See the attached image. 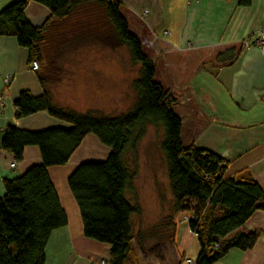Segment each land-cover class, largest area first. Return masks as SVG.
Listing matches in <instances>:
<instances>
[{
	"label": "trees",
	"instance_id": "trees-1",
	"mask_svg": "<svg viewBox=\"0 0 264 264\" xmlns=\"http://www.w3.org/2000/svg\"><path fill=\"white\" fill-rule=\"evenodd\" d=\"M31 1L47 6L51 12L40 26H34L26 17ZM237 3L249 6L252 0ZM122 7L120 0H15L0 12V35L14 36L28 50L29 63L38 61L42 66L37 73L44 92L35 96L22 91L15 101L16 116L47 111L70 124L68 128L41 131L6 128L3 150L21 161L25 147L37 145L42 163L17 178L4 180L6 192L0 198V264H46L51 233L69 222L48 169L66 164L90 133L112 151L104 161L79 164L68 178L79 205L84 234L111 245L110 264H139L132 217L141 214L142 208L126 196L133 188L137 169L131 167L125 155L132 152L137 163L138 145L150 124L165 129L161 148L173 195L174 213L168 222L171 240L176 230L174 214L184 212L191 213L188 223L201 246L196 264H213L232 248L251 249L262 234L260 230L247 231L244 225L255 212L264 211V186L246 171L229 176V162L214 151L195 144L184 145L182 118L175 112L179 98L156 80L157 62L145 53ZM56 29L61 31L54 36ZM54 40L63 50L125 46L132 62L140 66L132 81L137 95L134 104L118 115L56 105L47 88L44 66ZM243 49V45L228 48L217 55V60L222 65L232 64Z\"/></svg>",
	"mask_w": 264,
	"mask_h": 264
},
{
	"label": "crops",
	"instance_id": "crops-1",
	"mask_svg": "<svg viewBox=\"0 0 264 264\" xmlns=\"http://www.w3.org/2000/svg\"><path fill=\"white\" fill-rule=\"evenodd\" d=\"M14 1L0 0V12ZM120 1L131 31L141 39L145 53L157 62L156 80L179 98L175 112L182 118L184 145L214 151L229 162V176L246 171L264 186V54L258 47L243 46L234 63L222 65L217 60L219 53L242 46L243 40L264 30V0H252L249 6L238 5L237 0ZM25 14L34 26H40L51 12L47 6L31 1ZM165 31L168 34L164 37ZM82 63L80 69L69 68L72 74L60 83L55 104L80 112L94 109L103 115L121 114V108L111 110L106 105L105 65ZM113 70L122 77L120 64H114ZM72 83L78 84L79 92ZM25 90L39 96L45 88L37 71L30 67L28 50L14 36L0 35V198L6 192L5 179L17 178L42 163L37 145L26 146L21 161L3 150L6 128L41 131L70 127L47 111L18 118L15 101ZM114 103L112 107L117 106ZM111 151L90 133L66 164L49 167L69 222L51 233L46 264H110L111 245L84 234L68 178L79 164L104 161ZM13 162L15 167L11 166ZM188 216L191 213L174 214L175 237L165 247L170 256L168 264H189L186 258L196 264L201 246L186 220ZM244 229L262 232L254 247L232 248L213 264H264V211L255 212Z\"/></svg>",
	"mask_w": 264,
	"mask_h": 264
},
{
	"label": "rangeland",
	"instance_id": "rangeland-1",
	"mask_svg": "<svg viewBox=\"0 0 264 264\" xmlns=\"http://www.w3.org/2000/svg\"><path fill=\"white\" fill-rule=\"evenodd\" d=\"M99 16L102 18V13ZM60 31V29L54 30V36ZM55 40L54 46L48 52L50 58L44 65L47 70V87L51 91L54 103L59 98L60 83L72 74L69 68L80 69L82 62H99L106 68L104 86L107 107L111 106V110L115 107L118 110L121 108L122 112H126L134 104L137 95L132 81L138 76L140 66L132 62L129 50L125 46L117 49L91 46L82 50H63L58 49ZM93 50L97 53L93 54ZM83 58L86 60L83 61ZM116 63L121 65V78L117 77L119 72L113 70V65ZM79 69L76 70L77 74L80 73ZM72 85L79 92L78 84L72 83ZM113 103L117 106L112 107ZM164 140V127L150 124L145 137L138 145L137 163L134 162L132 152L128 151L125 155L131 167L137 169L133 188L126 192V196L142 208L141 214L132 217L137 236L134 247L139 264H168L167 260L170 259L165 247L172 244L170 241L172 228L168 226V222L174 210L167 159L161 148ZM139 236L141 239L138 238Z\"/></svg>",
	"mask_w": 264,
	"mask_h": 264
},
{
	"label": "built area",
	"instance_id": "built-area-1",
	"mask_svg": "<svg viewBox=\"0 0 264 264\" xmlns=\"http://www.w3.org/2000/svg\"><path fill=\"white\" fill-rule=\"evenodd\" d=\"M168 32L165 31L163 32V36H167ZM243 46L245 47H258L259 50L264 54V30L263 31H259L257 32L256 34H254L253 36H250L248 38H246L245 40H243ZM30 67L32 70L34 71H38L40 69V64L38 61H33L31 64H30ZM16 165V162H13L11 164L12 167H15ZM190 218V216L186 217V220L188 221ZM186 263H189V264H194V260H192L191 258H186L185 260Z\"/></svg>",
	"mask_w": 264,
	"mask_h": 264
}]
</instances>
